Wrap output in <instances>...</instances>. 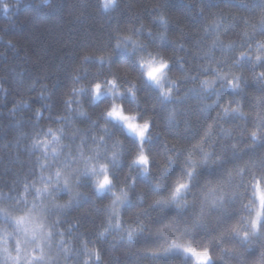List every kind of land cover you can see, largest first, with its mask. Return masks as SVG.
<instances>
[{
    "label": "clouds",
    "instance_id": "1",
    "mask_svg": "<svg viewBox=\"0 0 264 264\" xmlns=\"http://www.w3.org/2000/svg\"><path fill=\"white\" fill-rule=\"evenodd\" d=\"M22 0H0V12L11 19L9 13L13 8L19 9ZM52 0H38L39 5L47 6ZM120 0H99L100 10L104 13L113 12ZM154 22L161 25L162 31L158 34L156 48H150L142 38L144 34L152 36L150 29L128 25L122 30L113 33L111 51L90 52L84 50L71 76L69 86L63 96V103L68 112L75 110L79 116L88 114L83 102V95H90L93 103L105 96L110 102L101 109L100 118L105 122H115L122 126L127 136L134 138L136 147L130 154L128 168L122 176H118L115 169L121 163L125 141L118 137L113 141L111 152L103 155L104 149L94 148L92 153L85 155L80 148L82 165L68 168V165L54 168L51 173L40 176V183L25 184L19 193L16 205L0 203V217L7 222L0 223V264H56L53 255V237L58 236L57 246H63L65 257L73 247L72 239L66 240V231L61 226V219L49 218L44 198L51 200L52 207L59 211L72 208L73 202L79 197L87 198L88 193L81 187V176L90 177L91 190L97 195L109 193L110 198L103 202L101 210L104 213L102 223L97 225L96 240H89L81 234V250L83 253L81 264H104V250L99 241L110 236L116 242L132 243L137 237L149 230L153 210L172 214L154 225V230L162 237L161 244L146 255L168 256L178 254L187 264H243L247 254L259 248L264 242V167L255 161L245 160L227 170L228 179L235 177L238 181L232 191H226L224 179L205 178L201 180L202 169L224 163V156L215 152L216 136L214 132L219 123V136L224 140L232 138L231 127L223 122L235 117L240 124L238 139L231 144L232 149L240 148V140L246 139L247 143L241 152L264 145V117L260 116L259 109L251 111L245 107L242 95L248 84L243 70V62L247 58L252 62L250 76L253 83L264 85V35L255 36V24L251 34L245 30L241 35L249 40L245 46L239 41L232 40L226 48H236L231 63L227 61L206 65L200 71L206 73L199 77V87L205 92L219 88L221 91L231 93L224 97L218 93L210 103H205L202 111L216 108L217 111L209 120L201 136L189 145H184L177 138L171 137L164 141L162 155L157 157L151 150L153 139L154 118L139 109L138 94L141 82H147L158 93L164 102H180L186 99L191 88L182 91L181 83L196 80L195 76L185 72L183 75H174L172 65L174 58L166 54L160 44L167 39L168 19L161 13L154 17ZM220 14L214 15L210 21L211 26L219 22ZM249 24L248 20L244 21ZM256 24L264 30V9L256 17ZM7 30V29H5ZM209 30L205 26L204 31ZM3 38L0 37V40ZM219 36H217V40ZM11 47L12 44L9 43ZM120 50L135 55L137 72H132L127 66L121 65L112 68L114 53ZM95 60L100 68L105 66L110 72L102 74L94 72L92 78L84 80L87 74L85 67L89 61ZM226 65V66H225ZM211 71V75H207ZM47 87V85H45ZM0 91L5 94L7 90L0 86ZM128 95L134 106L129 107L123 102V97ZM255 103L258 105L260 99ZM29 100L16 99L10 106V111L15 113L23 105L27 107ZM177 110L170 107L165 116V124L171 125L176 119ZM43 115L42 109H35L37 121ZM256 121L249 124V118ZM63 116H58L61 121ZM102 130L107 132V123L102 125ZM64 127L47 124L40 132L32 136L30 148L39 150L43 157H58L64 147L62 136ZM104 136L99 137L102 143ZM183 153L181 166L178 172L169 180L168 174L176 167L177 157ZM47 166V160H41V168ZM138 174L149 177L155 174L152 186L155 193L145 201V189L136 191V199L142 205L132 213L125 214L124 208L131 202L133 190L136 189ZM68 189V198L56 201L55 196L61 190L60 186ZM30 189L34 196L29 198ZM23 202V206L21 205ZM230 205L236 208L229 211ZM222 213V215H217ZM80 219L72 220L67 232L77 228ZM207 233L206 238L202 234ZM249 264H264V249H260Z\"/></svg>",
    "mask_w": 264,
    "mask_h": 264
},
{
    "label": "trees",
    "instance_id": "2",
    "mask_svg": "<svg viewBox=\"0 0 264 264\" xmlns=\"http://www.w3.org/2000/svg\"><path fill=\"white\" fill-rule=\"evenodd\" d=\"M264 9V0H120L116 10L104 13L100 10L99 0H52L47 6L39 5L38 0H22L19 9L13 8L9 13L11 19L0 12V86L7 92L0 91V203L16 205L19 193L25 184H39L42 173L49 174L56 167L68 165V168L82 165L80 148L84 154L92 153L98 146L105 151L103 155L113 150V141L122 137L125 141L121 163L115 169L118 176H122L128 168L130 154L136 147V141L126 135L122 126L115 122H105L100 118L101 109L110 102L105 96L93 103L90 95H83V102L87 108L86 116H79L75 110L68 112L63 103V96L69 86L70 76L74 68L80 64V56L84 50L90 52L111 51L113 33L122 30L128 25L152 31V36L144 34L142 38L150 48H156L158 34L162 31L159 23L154 22V17L163 13L168 19L167 39L160 44L166 54L174 58L172 65L174 75H183L188 72L196 80L181 83V90L191 88L186 99L180 102H164L159 99L158 93L147 82H141L138 94L139 109L154 118L153 139L150 150L157 156L162 155L164 141L175 137L184 145L191 144L198 139L205 124L212 119L216 108L202 111L205 103H210L219 93L221 100L232 94L221 91L219 88L205 92L199 87V77L206 73L200 71L206 65L227 61L231 63L236 48H226L228 42L239 41L245 46L249 40L241 33L246 29L252 32L251 25L255 24V36L264 35L259 24H256L257 14ZM220 14L216 26H211L210 21L214 15ZM248 20L249 24L244 21ZM205 26L209 27L207 32ZM7 29V30H5ZM217 36L219 39L217 40ZM9 43L12 46H9ZM252 62L247 58L243 62V70L248 77L247 89L242 95L245 107L251 111L259 109L260 116L264 117V85L253 83L250 76ZM121 65L127 66L132 72L138 71L135 55L124 50L114 53L112 68ZM226 66V65H225ZM88 72L82 78H92L94 72L106 74L111 71L107 66L100 68L95 60L89 61L85 66ZM211 75V71L207 73ZM47 85V87H45ZM29 100L27 107L21 105L15 113L10 111L16 99ZM260 103H255L256 99ZM123 102L133 107V101L128 95L123 97ZM40 107L43 115L39 121L35 118V109ZM170 107L177 110L176 119L171 125L165 124V116ZM63 116L57 121L58 116ZM264 122V121H262ZM107 123L108 131L102 130V125ZM231 127L232 138L224 140L219 136L220 126L217 124L214 132L216 136L215 152L224 156V163L200 172L201 180L205 178L224 179L226 191H232L238 183L235 177L228 179L227 170L245 160L255 161L264 167V145H259L241 152L246 139L240 140V148L232 149L231 144L238 139L240 124L235 117L223 122ZM249 124L256 121L251 117ZM47 124L63 126L64 144L58 157L45 158L39 150L30 148L32 136L40 132ZM104 136L102 143L99 137ZM183 153L177 157L176 167L168 174L169 180L178 172L181 166ZM47 160V166L41 168V160ZM137 176L136 189L133 190L132 199L124 208L125 214L134 212L142 207L136 199V191L145 189V201L155 193L152 180L155 174L143 177L138 170L133 171ZM90 177L81 176L80 187L88 193L87 198L79 197L73 202L71 209L59 211L52 207V201L44 198L49 218L59 217L61 226L66 231V240L72 239L73 247L65 257L63 246H57L59 237H53V255L56 264H81L83 256L81 250V234L89 240L98 239L95 236L97 225L103 222L104 213L101 210L103 202L110 198L109 193L97 195L91 190ZM56 201L68 198V189L60 186ZM34 196L30 189L29 198ZM23 206V202L21 205ZM236 208L230 205L229 211ZM174 210L158 212L153 210L149 230L136 238L132 243L116 242L111 236L99 241L104 250V264H187L178 254L168 256L146 255L151 249L161 244L162 237L154 230L158 220L172 214ZM222 215V213H217ZM79 218L77 228L67 232L69 223ZM7 221L0 217V223ZM207 233L202 234L206 238ZM264 249V242L259 248L247 254L243 264L256 257L257 252ZM232 264H236L235 261Z\"/></svg>",
    "mask_w": 264,
    "mask_h": 264
},
{
    "label": "bare ground",
    "instance_id": "3",
    "mask_svg": "<svg viewBox=\"0 0 264 264\" xmlns=\"http://www.w3.org/2000/svg\"><path fill=\"white\" fill-rule=\"evenodd\" d=\"M172 255V254H171Z\"/></svg>",
    "mask_w": 264,
    "mask_h": 264
}]
</instances>
